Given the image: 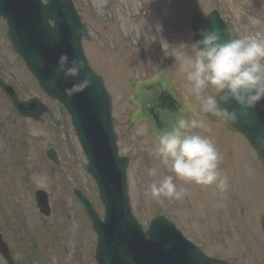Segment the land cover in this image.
Listing matches in <instances>:
<instances>
[{
	"label": "rangeland",
	"instance_id": "1",
	"mask_svg": "<svg viewBox=\"0 0 264 264\" xmlns=\"http://www.w3.org/2000/svg\"><path fill=\"white\" fill-rule=\"evenodd\" d=\"M74 1L91 34V40L84 43L87 55L93 67L105 77L113 94L120 151L131 160L128 176L135 216L147 226L151 218L165 214L190 238L206 244L204 248L210 255L219 252L217 255H223L233 264H264L261 225L264 172L250 143L226 125L211 122L206 113L192 116L189 121H202L204 127L190 129V132L208 138L214 144L220 156L218 170L227 177V189L221 192L215 184L205 186L185 181L154 158L152 153L156 144L145 125L129 126L133 106L129 103L127 85L129 78L152 76L166 70L184 92L201 102L181 67L182 59L191 55L195 44L190 29L192 11L197 9L207 14L219 9L229 21L234 38L251 35L264 39V0ZM5 27L0 20V75L13 81L26 100L35 95L44 99L33 76L12 51ZM202 95L216 93L209 85ZM47 101L52 114L46 123L29 119L23 120L24 123L15 115L10 122L7 117L11 104L0 94V223L6 228V238L17 255L25 253L17 231L23 232L28 242L36 228L50 230L49 224L57 225L52 226L50 232L59 238L55 245L34 253V259L38 260L34 261L36 264H97L93 263L96 238L92 225L83 213L82 205L70 194V188H82L97 211L102 213L104 207L95 181L84 170L86 157L71 120L63 114L65 110L58 102ZM32 129L43 134L34 136ZM12 144L19 150H13ZM53 146L62 161L58 175L54 177L48 172L54 164L46 157V150ZM153 167L158 169L160 176L173 175L174 183L186 189L185 196L179 200L153 198L149 185L158 178L148 174ZM27 171L30 177H26ZM66 179H69L67 183ZM37 189L50 194L51 214L41 218L44 222L38 218L33 204L31 192ZM189 195H193V205L198 208L191 210ZM203 212L207 214L205 219ZM47 234L41 237L50 243L53 237ZM43 243L37 236L31 246L38 248ZM214 246L227 251L222 253ZM1 257L0 264H7ZM16 260L21 264L20 258ZM22 260L23 264H29L30 260L25 256Z\"/></svg>",
	"mask_w": 264,
	"mask_h": 264
},
{
	"label": "water",
	"instance_id": "2",
	"mask_svg": "<svg viewBox=\"0 0 264 264\" xmlns=\"http://www.w3.org/2000/svg\"><path fill=\"white\" fill-rule=\"evenodd\" d=\"M71 0H0V16L7 20L8 35L14 48L26 60L28 66L52 98L62 101L70 111L76 132L89 159L87 166L97 181L101 198L106 206L105 217L100 219L90 201L79 193L81 201L90 213L98 233L97 263L99 264H228L226 261L207 257L197 246L188 241L163 216L153 218L147 231L131 213L127 189L128 159L118 154L117 137L112 117V99L104 80L90 67L82 41L89 38L87 30ZM193 31L196 41L201 39L202 29H220L228 40L227 26L214 11L207 18L195 14ZM50 21L54 24L51 25ZM63 53L70 60L84 62L79 77L65 79L56 71ZM85 76L90 86L68 97L70 88ZM165 73L148 80H130V102L136 106L130 115V123L147 122L150 132L171 130V123L179 117L197 112L198 105L187 99ZM17 111L24 116L39 119L47 109L38 99L22 102L11 85L0 79ZM220 107L242 111L236 101ZM243 132L256 149L264 166V99L238 122H229ZM264 226V218H263ZM0 245L3 248L0 237Z\"/></svg>",
	"mask_w": 264,
	"mask_h": 264
},
{
	"label": "clouds",
	"instance_id": "3",
	"mask_svg": "<svg viewBox=\"0 0 264 264\" xmlns=\"http://www.w3.org/2000/svg\"><path fill=\"white\" fill-rule=\"evenodd\" d=\"M182 70L192 85V91L200 98L198 108L211 113L222 120L238 122L264 99V39L251 35L224 40L220 29H202L201 39L192 45V53L182 59ZM84 68L82 60L63 53L56 71L65 79L80 76ZM91 80L85 76L65 94L70 98L90 86ZM211 85L216 95H202L203 90ZM236 101L242 111L221 108L220 101L229 105ZM171 130L159 129L152 155L177 177L200 185H213L221 191L227 189V177L218 170L219 153L212 141L190 129L204 127L202 121L181 116L171 123ZM32 135H41L42 131L31 130ZM251 171V170H249ZM148 174L158 177L149 185L153 198L161 197L182 199L186 189L174 183L173 175L160 176L156 167Z\"/></svg>",
	"mask_w": 264,
	"mask_h": 264
}]
</instances>
